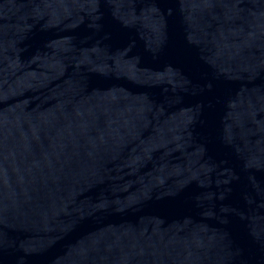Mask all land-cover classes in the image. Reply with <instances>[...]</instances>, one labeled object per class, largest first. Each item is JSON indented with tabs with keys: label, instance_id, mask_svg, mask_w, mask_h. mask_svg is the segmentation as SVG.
I'll list each match as a JSON object with an SVG mask.
<instances>
[{
	"label": "water",
	"instance_id": "95a60500",
	"mask_svg": "<svg viewBox=\"0 0 264 264\" xmlns=\"http://www.w3.org/2000/svg\"><path fill=\"white\" fill-rule=\"evenodd\" d=\"M0 264H264V0H0Z\"/></svg>",
	"mask_w": 264,
	"mask_h": 264
}]
</instances>
